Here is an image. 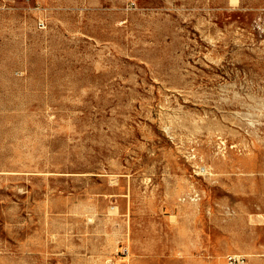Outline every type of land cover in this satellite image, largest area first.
<instances>
[{
  "label": "rangeland",
  "instance_id": "1",
  "mask_svg": "<svg viewBox=\"0 0 264 264\" xmlns=\"http://www.w3.org/2000/svg\"><path fill=\"white\" fill-rule=\"evenodd\" d=\"M264 264V0H0V264Z\"/></svg>",
  "mask_w": 264,
  "mask_h": 264
},
{
  "label": "built area",
  "instance_id": "2",
  "mask_svg": "<svg viewBox=\"0 0 264 264\" xmlns=\"http://www.w3.org/2000/svg\"><path fill=\"white\" fill-rule=\"evenodd\" d=\"M227 261L229 264H242L243 263V258L238 257L236 255H228L227 256Z\"/></svg>",
  "mask_w": 264,
  "mask_h": 264
}]
</instances>
